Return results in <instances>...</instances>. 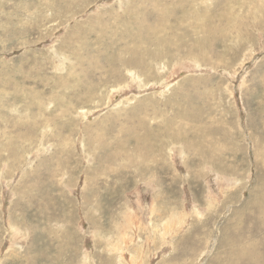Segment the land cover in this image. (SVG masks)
<instances>
[{"label": "rangeland", "instance_id": "rangeland-1", "mask_svg": "<svg viewBox=\"0 0 264 264\" xmlns=\"http://www.w3.org/2000/svg\"><path fill=\"white\" fill-rule=\"evenodd\" d=\"M0 264H264V0H0Z\"/></svg>", "mask_w": 264, "mask_h": 264}, {"label": "bare ground", "instance_id": "bare-ground-1", "mask_svg": "<svg viewBox=\"0 0 264 264\" xmlns=\"http://www.w3.org/2000/svg\"><path fill=\"white\" fill-rule=\"evenodd\" d=\"M140 13H142V12H140ZM140 24H141V22H140ZM143 25H144V24H143ZM142 31H143V30H142ZM85 54H86V53H85ZM87 54H89V53H87ZM95 55H96V54H95ZM92 60H94V59L92 58ZM92 60H91V61H92ZM84 68H85V67H84ZM196 69H197V68H196ZM147 70L149 71V69H147ZM150 70H151V69H150ZM147 73H148V72H147ZM83 74H84V73H83ZM149 75H150V73H149ZM147 76H148V75H147ZM137 77H138V76H137ZM137 77H136V78H137ZM134 78H135V77H134ZM147 78H148V77H147ZM133 80H134V79H133ZM135 80H136V79H135ZM130 83H131V81H130ZM130 86H131V85H130ZM125 88H126V87H125ZM135 88H136V87H135ZM139 88H140V87H139ZM117 90H119V89H117ZM121 90H122V89H121ZM124 90H125V89H124ZM126 90H127V89H126ZM133 90H134V89H133ZM119 91H120V90H119ZM122 91H123V90H122ZM118 94H119V93H118ZM118 94H117V95H118ZM117 95H116V96H117ZM116 100H117V99H116ZM119 100H120V99H119ZM113 103H114V102H113ZM119 104H120V103H119ZM116 106H117V105H116ZM112 108H113V107H112ZM99 112H100V111H99ZM186 127H187V126H186ZM182 130H183V129H182ZM17 145H18V144H17ZM102 148H103V147H102ZM140 150H141V149H140ZM106 152H107V151H106ZM142 152H143V151H142ZM104 154H105V153H104ZM15 224H16V223H15ZM14 226H15V225H14ZM11 227H12V226H11ZM23 230H24V229H23ZM9 233H10V232H9ZM125 239H126V238H125ZM244 242H245V241H244ZM238 244H239V243H238ZM243 248H244V247H243ZM255 249H256V248H255ZM246 250H247V249H246ZM246 250H245V251H246ZM236 251H237V250H236ZM242 252H243V251H242ZM247 252H248V251H247ZM10 254H11V253H10ZM244 254H245V253H244ZM256 254H257V253H256ZM258 254H259V253H258ZM236 255H237V254H236ZM242 255H243V254H242ZM257 256H258V255H257ZM10 257H11V256H10ZM249 258H250V257H249ZM249 258H248V259H249ZM254 258H255V257H254ZM238 260H239V259H238ZM227 262H228V261H227ZM238 262H240V260H239ZM234 263H235V261H234Z\"/></svg>", "mask_w": 264, "mask_h": 264}]
</instances>
